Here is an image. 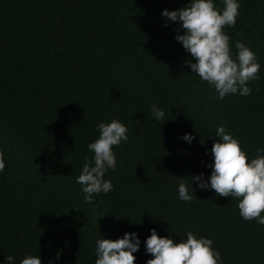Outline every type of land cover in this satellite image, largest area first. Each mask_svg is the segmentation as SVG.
<instances>
[{"label":"trees","instance_id":"trees-1","mask_svg":"<svg viewBox=\"0 0 264 264\" xmlns=\"http://www.w3.org/2000/svg\"><path fill=\"white\" fill-rule=\"evenodd\" d=\"M0 264H264V0H0Z\"/></svg>","mask_w":264,"mask_h":264}]
</instances>
